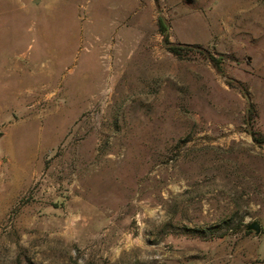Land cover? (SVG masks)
I'll use <instances>...</instances> for the list:
<instances>
[{
  "label": "rangeland",
  "instance_id": "374dc122",
  "mask_svg": "<svg viewBox=\"0 0 264 264\" xmlns=\"http://www.w3.org/2000/svg\"><path fill=\"white\" fill-rule=\"evenodd\" d=\"M255 138L264 0H0V264H264Z\"/></svg>",
  "mask_w": 264,
  "mask_h": 264
},
{
  "label": "trees",
  "instance_id": "16d2710c",
  "mask_svg": "<svg viewBox=\"0 0 264 264\" xmlns=\"http://www.w3.org/2000/svg\"><path fill=\"white\" fill-rule=\"evenodd\" d=\"M161 22V27L162 29H165V25ZM167 49L172 52L173 54L177 55V56H180V57H184V56H187L191 51L192 49L191 48H194V47H199L198 45L196 44H173V43H167ZM198 52H200L203 57L205 59H207L208 61L211 62V64L218 68L219 67V64L223 62V60L225 59H231L232 57L227 55V54H219L218 57H215L214 55L210 54V53H207L205 52L204 50L201 51L200 49L198 50ZM255 140L258 142V143H262L264 142V138H255Z\"/></svg>",
  "mask_w": 264,
  "mask_h": 264
},
{
  "label": "water",
  "instance_id": "95a60500",
  "mask_svg": "<svg viewBox=\"0 0 264 264\" xmlns=\"http://www.w3.org/2000/svg\"><path fill=\"white\" fill-rule=\"evenodd\" d=\"M248 229H253L256 233L260 232V224L257 221H253L247 224Z\"/></svg>",
  "mask_w": 264,
  "mask_h": 264
}]
</instances>
